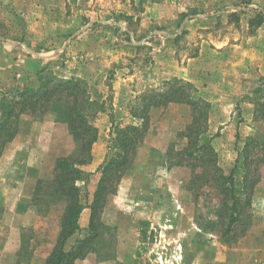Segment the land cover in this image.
Listing matches in <instances>:
<instances>
[{
	"label": "rangeland",
	"instance_id": "1",
	"mask_svg": "<svg viewBox=\"0 0 264 264\" xmlns=\"http://www.w3.org/2000/svg\"><path fill=\"white\" fill-rule=\"evenodd\" d=\"M257 11L264 0H0V49L9 51L0 71V264H46L58 243L69 200L58 163L78 149L66 106L82 97L99 134L90 165L79 166L85 207L64 247L90 239L74 264H264ZM71 78L79 88L54 86ZM183 83L196 105L178 93L152 106L95 204L102 167L119 155L115 128L139 124L132 106ZM42 84L51 102L19 114V91ZM204 119L197 142L211 148L189 156Z\"/></svg>",
	"mask_w": 264,
	"mask_h": 264
},
{
	"label": "trees",
	"instance_id": "2",
	"mask_svg": "<svg viewBox=\"0 0 264 264\" xmlns=\"http://www.w3.org/2000/svg\"><path fill=\"white\" fill-rule=\"evenodd\" d=\"M257 12V15L253 18V20H251V23H254L256 26H260L264 22V11ZM177 81V79L173 80V82ZM80 83H82L81 79H61L57 80L54 86H61L62 90H68L72 86V84H74L75 87L79 88ZM188 88L189 83H183L177 88L170 87L168 89H161L157 93L153 94L149 102H147L144 106L131 107V115L134 119H140L141 122H139V124H127L123 127L118 126L117 128H115L113 136V146L119 151V155L109 162L105 163L102 167L103 178L100 181L99 189L97 190V193L95 195V204L99 200L102 185L107 172L112 169H117L128 159L130 149L133 147L135 141L139 136H141V132L144 130L150 108L152 106L165 104L173 95H177L178 93H180V95L182 96V100L189 104H193V106L196 105V101L190 98L191 96L187 95L186 93L188 91ZM29 92L33 93L29 95L27 94ZM19 94L21 99L19 102H15V105L19 104L22 106L21 109L23 110L19 111V114L31 107L30 105L35 107L42 102L50 103L52 99L51 87L48 88V86L44 84H42L36 91L26 87L25 89L19 91ZM86 102L87 100L82 97L80 104H74L72 106L68 104L69 108L68 106H66L67 111H69V113L72 112V115L75 118V120L73 119V122H69V126L78 144V149L77 155L75 157L61 158L58 163V168L61 171L60 175H63L65 178V181L62 183V185H64L62 192L69 197V200L66 213L62 220L61 233L58 243L54 248L51 256L47 259L46 264H74L75 261L82 255L85 245L89 242L90 239L89 237L78 238L76 240V243L73 244L70 249H65L64 247L66 241L80 230L79 217L85 206L80 200L81 188L79 185H77V182L79 180L85 179L83 176H81L83 172L79 168V166L87 164L90 161L92 145L97 140L99 134L97 126H95L94 123H92L89 118L84 115ZM4 104L5 103L1 102L2 107L4 106ZM203 105V103L199 102L197 106H195V109H197V112L200 114H203ZM255 108L258 111V105H255ZM259 109L263 113L264 120V104H260ZM12 112H14L13 108L10 109L9 113ZM19 114L12 116L16 118L19 116ZM76 120L78 121L76 122ZM206 130L207 119L200 121L195 126L196 139L194 142H191L190 150L188 151L189 156H192L193 153L200 151L201 149L211 148L207 144L199 145L197 142L199 134L205 132ZM10 137H12V134L10 135ZM10 137H8L7 140H9ZM114 165L116 166L114 167ZM223 177L229 180L230 185L233 187L232 175ZM92 208L93 212L95 213L94 210L96 208V205H93Z\"/></svg>",
	"mask_w": 264,
	"mask_h": 264
},
{
	"label": "crops",
	"instance_id": "3",
	"mask_svg": "<svg viewBox=\"0 0 264 264\" xmlns=\"http://www.w3.org/2000/svg\"><path fill=\"white\" fill-rule=\"evenodd\" d=\"M9 66V51L7 46H2V48L0 49V71L4 72L5 69H7V67ZM1 85V84H0ZM18 134V133H17ZM97 143V142H96ZM95 143V144H96ZM94 146V145H93ZM93 152H94V147H93ZM94 160V158H93ZM92 161V160H91ZM90 165V162L82 166V169H87L86 167ZM79 181H84V180H79ZM78 181V183H79ZM79 185V184H77ZM83 212V211H82ZM81 212V214H82ZM81 218V217H80ZM80 218H79V224H80ZM81 225V224H80Z\"/></svg>",
	"mask_w": 264,
	"mask_h": 264
}]
</instances>
